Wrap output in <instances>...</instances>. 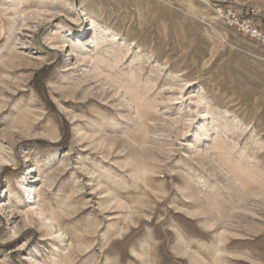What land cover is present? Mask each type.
<instances>
[{
    "label": "rangeland",
    "instance_id": "1",
    "mask_svg": "<svg viewBox=\"0 0 264 264\" xmlns=\"http://www.w3.org/2000/svg\"><path fill=\"white\" fill-rule=\"evenodd\" d=\"M218 4L0 0V264H264V47Z\"/></svg>",
    "mask_w": 264,
    "mask_h": 264
},
{
    "label": "built area",
    "instance_id": "2",
    "mask_svg": "<svg viewBox=\"0 0 264 264\" xmlns=\"http://www.w3.org/2000/svg\"><path fill=\"white\" fill-rule=\"evenodd\" d=\"M218 3L216 12L229 28L264 47V28L255 22L256 13L254 11L248 12L246 15L238 14L224 5L227 3L226 0H218Z\"/></svg>",
    "mask_w": 264,
    "mask_h": 264
}]
</instances>
